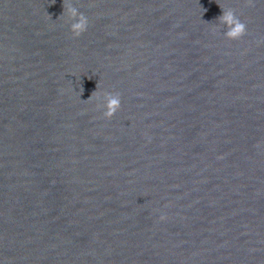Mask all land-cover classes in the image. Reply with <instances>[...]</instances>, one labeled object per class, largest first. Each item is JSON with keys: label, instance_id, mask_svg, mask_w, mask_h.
<instances>
[{"label": "water", "instance_id": "water-1", "mask_svg": "<svg viewBox=\"0 0 264 264\" xmlns=\"http://www.w3.org/2000/svg\"><path fill=\"white\" fill-rule=\"evenodd\" d=\"M67 3L0 0V264H264V0Z\"/></svg>", "mask_w": 264, "mask_h": 264}, {"label": "clouds", "instance_id": "clouds-1", "mask_svg": "<svg viewBox=\"0 0 264 264\" xmlns=\"http://www.w3.org/2000/svg\"><path fill=\"white\" fill-rule=\"evenodd\" d=\"M55 0H53V3ZM253 0H245V6H252ZM64 12L61 17L65 14L71 19L69 24V32L73 38H79L88 28V18L76 7L67 3V0H63ZM222 14L217 18L221 24L224 25L225 31L223 35L229 41L240 40L247 33V25L240 20L235 10L226 6L221 7ZM206 11V9H203ZM98 87V83H97ZM83 89H80V93ZM97 95V92H93L92 97H89V101ZM106 103L104 104V110L102 112V118L104 120H111L112 117L120 110L121 107V96L120 93L116 92H105ZM84 101V102H89ZM259 147V143L255 145ZM161 221L165 220L166 217L161 215L159 217Z\"/></svg>", "mask_w": 264, "mask_h": 264}]
</instances>
